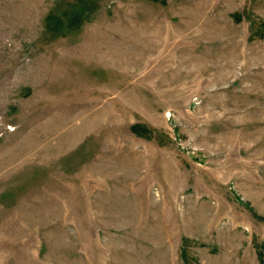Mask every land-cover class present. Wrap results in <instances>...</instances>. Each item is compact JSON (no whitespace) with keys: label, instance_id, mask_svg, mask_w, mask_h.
Here are the masks:
<instances>
[{"label":"rangeland","instance_id":"rangeland-1","mask_svg":"<svg viewBox=\"0 0 264 264\" xmlns=\"http://www.w3.org/2000/svg\"><path fill=\"white\" fill-rule=\"evenodd\" d=\"M0 264H264V0H0Z\"/></svg>","mask_w":264,"mask_h":264}]
</instances>
